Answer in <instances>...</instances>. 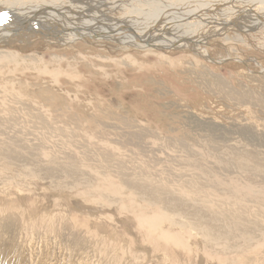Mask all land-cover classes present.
<instances>
[{
	"label": "rangeland",
	"instance_id": "374dc122",
	"mask_svg": "<svg viewBox=\"0 0 264 264\" xmlns=\"http://www.w3.org/2000/svg\"><path fill=\"white\" fill-rule=\"evenodd\" d=\"M61 39L0 47V264H264V198L193 183L186 144L264 150V27L213 36L215 61Z\"/></svg>",
	"mask_w": 264,
	"mask_h": 264
},
{
	"label": "bare ground",
	"instance_id": "6f19581e",
	"mask_svg": "<svg viewBox=\"0 0 264 264\" xmlns=\"http://www.w3.org/2000/svg\"><path fill=\"white\" fill-rule=\"evenodd\" d=\"M123 5L137 6L122 16L111 15ZM147 7L151 12L143 13L142 8ZM0 9V13H7V19L0 22V47L20 39L37 38L47 45H57L58 38L67 44L89 37L94 41L112 40L122 47L191 48L215 61L204 47L213 36L225 35L231 28L241 33L264 27V0H0ZM201 84L215 93L222 86L207 77L201 79ZM251 93L248 96H255L252 99H257L264 110V97ZM228 134L225 138L231 141ZM189 143L196 147L190 153V157L197 158L194 164L198 174H189L193 183L200 182L220 195L243 194L250 201L264 198V175H258L264 173L263 147L255 150L240 142L221 149L217 144H199L195 139ZM167 202L174 205L171 199Z\"/></svg>",
	"mask_w": 264,
	"mask_h": 264
},
{
	"label": "snow or ice",
	"instance_id": "6c2138e0",
	"mask_svg": "<svg viewBox=\"0 0 264 264\" xmlns=\"http://www.w3.org/2000/svg\"><path fill=\"white\" fill-rule=\"evenodd\" d=\"M7 19V13H0V22H3Z\"/></svg>",
	"mask_w": 264,
	"mask_h": 264
}]
</instances>
